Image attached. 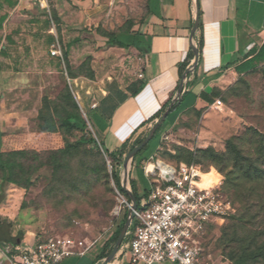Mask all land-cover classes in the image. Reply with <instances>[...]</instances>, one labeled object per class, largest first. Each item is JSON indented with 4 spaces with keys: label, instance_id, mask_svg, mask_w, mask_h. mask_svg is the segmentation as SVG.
<instances>
[{
    "label": "rangeland",
    "instance_id": "rangeland-1",
    "mask_svg": "<svg viewBox=\"0 0 264 264\" xmlns=\"http://www.w3.org/2000/svg\"><path fill=\"white\" fill-rule=\"evenodd\" d=\"M136 1L133 4L132 0H113L105 12L99 13V25L82 28L80 33L92 37L94 33L101 37L118 32L136 34L147 18L139 5L142 0ZM0 3L2 8L8 6L5 0ZM11 3L19 6L17 0ZM28 10L21 5L7 34H0V65L4 73L11 75L29 71L46 73V95L42 99L33 95L32 102L27 99L31 96L26 94L8 95L7 100L0 96V223L4 225L0 233L10 231L14 239L30 237L37 241L70 235L82 239L86 245L93 244L89 253L96 252L127 218L130 207L127 191L131 193L129 179L133 180L139 195L144 189L150 192L151 186L142 172L143 163L134 169L129 164L127 190L118 191L113 173L121 186L125 170L123 161L136 144L127 145L123 160L119 165L113 164L99 144L98 111L89 110L82 96L78 97V86L83 81L94 85L97 91V87L105 89L111 85L116 86L114 90L120 87L128 91L140 81L139 71L132 64L131 49L119 50L122 54H110L108 59H102L107 55L100 53L105 46L97 49L94 43L88 42L83 44L85 48L74 52L71 59L74 64H84L75 68L70 77L62 59L65 47L57 46L61 55L58 58L61 75L57 74L47 62V55L51 57L47 39L34 34L26 16ZM51 16L52 22L57 24L53 14ZM119 40L131 43L129 37ZM81 44L78 42V47ZM68 79H78V86L74 82L69 84ZM66 93L72 96L75 108ZM208 99L205 108L180 116L167 133L168 139L160 141L159 149L149 161L173 166L198 164L204 175L203 183H220L219 190L232 202L235 217H238L244 212L247 200L240 198L233 188L240 164L226 143L231 140L241 158L254 160L257 165L262 163L259 151L264 148V62H256L246 73H233L223 78L210 91ZM216 100L222 103L219 110L211 107ZM9 101L19 107L3 105ZM66 121L70 126H65ZM155 141L156 138L151 140L146 151L138 154V160L151 152ZM2 162L10 166L13 180L23 179L20 187L2 182L5 169ZM243 183L247 191L252 189L250 200L264 204V180L246 183L243 179ZM258 213L263 224L257 231L264 228V211ZM230 217L208 226L202 238L201 264H237L229 258L231 251L236 250L235 244L227 243L224 236L226 228L235 225ZM236 225L242 227L238 228L240 234L249 229L246 221ZM130 229L131 225L127 234ZM126 236L121 247L125 251ZM115 241L110 243V248ZM262 241L264 235H259L255 243L259 245ZM258 264L264 261L259 260Z\"/></svg>",
    "mask_w": 264,
    "mask_h": 264
},
{
    "label": "crops",
    "instance_id": "crops-1",
    "mask_svg": "<svg viewBox=\"0 0 264 264\" xmlns=\"http://www.w3.org/2000/svg\"><path fill=\"white\" fill-rule=\"evenodd\" d=\"M132 1L134 4L136 0ZM112 2L113 0H43L36 3L18 2L19 6H12L13 8H2L0 3V17L6 16L0 34H7L8 27L11 28L19 15L20 6L24 5L29 8L26 16L33 26L34 34L46 37L47 45L51 48L49 53L57 46H64L71 70L81 65L74 64L71 59L75 51L85 48L84 43L92 42L97 49L105 46L100 53L106 52L107 55L102 59H108L110 54H122L119 50H132L129 55L132 57V64L138 68L140 78L134 87L143 84V89L134 97L131 96V89L124 91L117 87L114 90L116 86L111 85L105 89L97 87V91L94 85L82 81L78 86V79L70 80L79 87L80 94L77 95H81L87 102L89 110L98 111L96 131L100 135L103 149L112 153L119 150L126 141L129 145L134 144L136 139L143 140L158 120L155 118L157 113L170 106L179 87L180 65L192 48L191 28L195 17H198L199 26L193 38L200 48L197 64L189 73L179 99L163 121L155 147L148 153L147 160L140 163L142 164L154 158L163 136L171 131L181 115L205 108L210 91L223 78L239 73L236 68L250 61L255 56L251 51L258 50L264 44V0H142L139 5L146 12L147 18L139 25L141 30L136 34L117 33L119 39L129 37L131 43L138 44L139 48L107 46V37L95 33L91 40L79 39L82 28L99 25V13L105 12ZM51 14L57 24L52 22ZM80 41L82 44L78 47ZM46 58L49 67L52 65L57 74L61 75L60 59L48 55ZM45 76L46 73L35 71L11 75L4 73L0 65V96L6 99L8 95L17 97L26 94L31 96L27 98L31 102L33 95L42 99L46 95ZM122 95L126 96L123 100ZM93 103L97 107L90 109ZM3 105L19 107L12 102H4ZM153 118L155 119L150 122ZM8 234L14 237L10 231ZM35 241L37 239L26 237L14 244L31 245ZM8 244L13 243L0 244V264L9 263L1 257V250ZM99 252L100 250L88 252L82 257H67L62 264H97L95 260ZM107 264L132 263L128 251L122 248Z\"/></svg>",
    "mask_w": 264,
    "mask_h": 264
},
{
    "label": "built area",
    "instance_id": "built-area-1",
    "mask_svg": "<svg viewBox=\"0 0 264 264\" xmlns=\"http://www.w3.org/2000/svg\"><path fill=\"white\" fill-rule=\"evenodd\" d=\"M50 55L60 58V49L53 48ZM178 99L175 93L172 101ZM96 107V103L90 105V109ZM221 107L220 100L212 104L213 109ZM162 139L167 140L168 135ZM142 170L151 191L140 199L134 211V229L126 244L130 262L201 264L202 238L208 226L235 214L234 206L219 190L220 183L203 186L202 169L194 163L173 166L147 161ZM92 245L70 235H60L31 245L8 244L1 250V257L10 264H62L67 257L87 255Z\"/></svg>",
    "mask_w": 264,
    "mask_h": 264
},
{
    "label": "trees",
    "instance_id": "trees-1",
    "mask_svg": "<svg viewBox=\"0 0 264 264\" xmlns=\"http://www.w3.org/2000/svg\"><path fill=\"white\" fill-rule=\"evenodd\" d=\"M5 1L7 2V5L9 7L13 6V3H11V0H5ZM5 19H6V16L0 17V30L2 29V25L5 21ZM51 20H52V16H51ZM47 24H49V21ZM106 37H107V42H106L107 46H117V47L123 48V49L129 48L130 46L139 48L138 44H136V43L125 44L122 41H120L117 33H115V34L112 33L110 36H106ZM79 39L91 40V39H93V37L91 35L82 33L81 36L79 37ZM199 49L200 48L198 45V53H199ZM251 52L253 54H255V56L250 61H247V62L239 65L236 68L237 72L246 73L253 68V66L256 62H258V61L264 62V44L258 50L253 49V51H251ZM192 58H193V51L191 48L189 53L187 54L185 60L180 65V79H181V76H182L183 72L185 71V69L190 65ZM62 59H63L64 64H65L66 73L69 76L72 74L73 70H71L69 68L66 52L63 53ZM83 64H84V62L78 68H80ZM72 78H73V76H72ZM142 89H143V84H140V85L134 87L133 89L130 90L131 96H133V97L136 96ZM66 96L72 101V105L75 108L76 104L73 101L72 96L69 93H66ZM124 98H126V96L122 95L121 99L123 100ZM206 99H207V102H209V99L208 98H206ZM172 108H173V106L170 108V110ZM166 109L167 108H163L159 113H157L155 118L159 119L163 115V113L166 111ZM74 117L77 118V116H75V115H74ZM155 118L151 119L150 122L153 121ZM65 126H70L68 121L65 122ZM162 127H163V123L157 129V131L155 132V134L151 140H153L154 138H157L159 136V133L161 132ZM151 140L149 141V143L145 147H143L133 157L132 162H131V167L133 169L135 166H137V164L140 166V163L143 160H147L148 155L143 156L139 160L137 159V156L141 151H143V150L146 151ZM141 141H142L141 139H136L134 143L136 145H139L141 143ZM261 142H262V140H261ZM92 143H93L94 147H97L96 141L92 140ZM99 144L101 145V148H103L101 142H99ZM127 145H128V141L123 143L121 148L115 152L107 153L104 149H103V151L112 160L113 164L119 165L120 161L123 160L122 158L126 154L125 149H126ZM226 145H227V149L233 153V156H234L235 160L237 161V163L240 164L238 166V169H237V174H239V176H237L236 182H234V184H233V188L236 190V192L240 198L242 197L245 200H247L246 201V208H245L244 212L238 217H235L236 213L230 217V218H233L235 225L233 224V225H231V227H227L226 228L227 231H225V233H224V236H225L227 243L235 244V248H236V250L231 251V254H230L231 256L229 258H230V260H235L237 264H248V263L258 264L259 260L264 261V241H262V243L259 245H257L255 243V241H257V237L259 235L260 236L264 235V228L257 231L263 224V221L258 219V216H259L258 212L264 211V204H260L256 200H253V199L250 200V193L252 192V189H249L247 191L245 189L246 184H244V183L242 184V182H243V179H246V183L247 182L248 183L254 182L255 180H264V148L262 147V149L259 151V154L261 156V161H262V163L260 164L261 166H260V165H257L254 160L241 158L239 156V152H238L236 146L234 145V143L231 140H229L226 143ZM244 161H247V163H245ZM194 164H196V163H194ZM2 166H5V169L3 170L4 174L1 177L2 182H5L6 185H13V186H19L20 187L22 185L23 179H20L18 181L13 180L11 178L12 170H11L10 166L6 165L4 162H2ZM142 172H143V170H142ZM113 178H114V181L116 183V187H117L118 191L120 193H124L126 190L120 186V181L114 173H113ZM129 186L131 188V194L135 197L136 205L138 208L140 199L142 197H145L149 193V190L144 189V192L141 195L137 194L136 186H135L133 180H131V179H129ZM125 220H126V218H124L122 225L116 230L115 233H113L112 237H110L105 242L103 247L100 249V252H99V254L95 260V263H97V264L101 263L102 260L110 253V251L112 250V248L109 247L110 243L114 242L115 239L118 237ZM245 221H246L247 226H249V229L245 230L244 234H240L238 228H242V227H239V225H236V224L243 223ZM2 226H4V225L0 223V227H2ZM133 229H134V222L131 223V229L129 230V233L126 234L128 236V239L130 238V234L132 233ZM16 241H17V239L10 237L8 233H5V234L0 233V244H2V243H13L14 244V243H16Z\"/></svg>",
    "mask_w": 264,
    "mask_h": 264
},
{
    "label": "water",
    "instance_id": "water-1",
    "mask_svg": "<svg viewBox=\"0 0 264 264\" xmlns=\"http://www.w3.org/2000/svg\"><path fill=\"white\" fill-rule=\"evenodd\" d=\"M199 26V20L198 17H195L192 28H191V43H192V51H193V58L190 62V65L185 69V71L183 72L180 82H179V87L176 91L178 98L180 97L182 90L185 86V83L187 81V77L189 75V73L195 68L196 64H197V60H198V47L195 44L193 38H194V34L195 31L197 30ZM174 104L173 101H171L170 106L168 107V109H166V111L163 113V115L155 122V124L153 125V127L150 129L149 133L147 134V136L141 141V143L139 145H136L132 148V150H130L127 154L126 157L124 159V173H123V181H122V185L121 187L125 190H127V180H128V170H127V166L132 162L133 157L143 148L145 147L149 141L152 139V137L154 136L155 132L157 131V129L161 126V124L163 123V121L165 120L166 116L168 115V112L171 108V106ZM130 197V208L128 211V215L127 218L122 226V229L118 235V237L116 238V241L112 247V250L110 251V253L102 260L101 264H107L108 262H110L115 256L116 254L120 251L122 244H123V240L127 234V231L129 229V226L131 225L133 218H134V211L137 208L136 205V201H135V197L129 192L127 191Z\"/></svg>",
    "mask_w": 264,
    "mask_h": 264
},
{
    "label": "bare ground",
    "instance_id": "bare-ground-1",
    "mask_svg": "<svg viewBox=\"0 0 264 264\" xmlns=\"http://www.w3.org/2000/svg\"><path fill=\"white\" fill-rule=\"evenodd\" d=\"M160 166H162V165H160ZM149 168H151V167H149ZM203 178H204V175L202 176V185L207 186L206 184L203 183Z\"/></svg>",
    "mask_w": 264,
    "mask_h": 264
}]
</instances>
